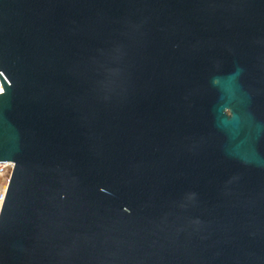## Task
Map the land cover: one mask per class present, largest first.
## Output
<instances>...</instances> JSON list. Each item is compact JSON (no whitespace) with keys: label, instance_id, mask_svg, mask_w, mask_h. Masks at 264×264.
Listing matches in <instances>:
<instances>
[{"label":"water","instance_id":"obj_1","mask_svg":"<svg viewBox=\"0 0 264 264\" xmlns=\"http://www.w3.org/2000/svg\"><path fill=\"white\" fill-rule=\"evenodd\" d=\"M0 264H264V0H0Z\"/></svg>","mask_w":264,"mask_h":264},{"label":"built area","instance_id":"obj_2","mask_svg":"<svg viewBox=\"0 0 264 264\" xmlns=\"http://www.w3.org/2000/svg\"><path fill=\"white\" fill-rule=\"evenodd\" d=\"M13 163L10 161H0V208L4 199L5 187L8 175L12 170Z\"/></svg>","mask_w":264,"mask_h":264},{"label":"bare ground","instance_id":"obj_3","mask_svg":"<svg viewBox=\"0 0 264 264\" xmlns=\"http://www.w3.org/2000/svg\"><path fill=\"white\" fill-rule=\"evenodd\" d=\"M2 92V86H1V83H0V93Z\"/></svg>","mask_w":264,"mask_h":264}]
</instances>
